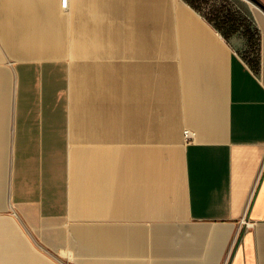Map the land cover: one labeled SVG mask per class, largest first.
Returning a JSON list of instances; mask_svg holds the SVG:
<instances>
[{"label": "crops", "instance_id": "crops-1", "mask_svg": "<svg viewBox=\"0 0 264 264\" xmlns=\"http://www.w3.org/2000/svg\"><path fill=\"white\" fill-rule=\"evenodd\" d=\"M62 1L0 0V264H264V9L252 61L187 0Z\"/></svg>", "mask_w": 264, "mask_h": 264}, {"label": "trees", "instance_id": "trees-1", "mask_svg": "<svg viewBox=\"0 0 264 264\" xmlns=\"http://www.w3.org/2000/svg\"><path fill=\"white\" fill-rule=\"evenodd\" d=\"M194 7L202 11L208 19L226 36L234 34L236 32H241L245 34L248 38L249 51L251 52L250 59L252 61L258 60V53L260 48L258 32L256 27H254L251 20L245 19L246 17L242 15L239 9L234 8L232 4L223 3L217 5L215 0H187ZM258 4L264 6L260 0H254ZM208 8L209 11L206 12L205 9ZM248 18V17H247Z\"/></svg>", "mask_w": 264, "mask_h": 264}, {"label": "rangeland", "instance_id": "rangeland-1", "mask_svg": "<svg viewBox=\"0 0 264 264\" xmlns=\"http://www.w3.org/2000/svg\"><path fill=\"white\" fill-rule=\"evenodd\" d=\"M215 1H217V5H220V4H223V3H229V4H232L233 5V7L234 8H237V9H239L240 10V12L242 13V15H246L245 14V12H246V10H245V7H244V5L243 4H241L240 3V0H215ZM253 3H255V4H258V3H256L255 1H253V0H251ZM262 3H264V0H260ZM205 11L206 12H208L209 11V9L208 8H206L205 9ZM247 16V15H246ZM245 16V17H246ZM245 19H249V18H245ZM250 20V19H249Z\"/></svg>", "mask_w": 264, "mask_h": 264}, {"label": "built area", "instance_id": "built-area-1", "mask_svg": "<svg viewBox=\"0 0 264 264\" xmlns=\"http://www.w3.org/2000/svg\"><path fill=\"white\" fill-rule=\"evenodd\" d=\"M67 1H68V0H63V1H62V5H63L64 7L67 6ZM185 133H186V135H190V134H191V131H190L189 129H185Z\"/></svg>", "mask_w": 264, "mask_h": 264}, {"label": "water", "instance_id": "water-1", "mask_svg": "<svg viewBox=\"0 0 264 264\" xmlns=\"http://www.w3.org/2000/svg\"><path fill=\"white\" fill-rule=\"evenodd\" d=\"M254 1V0H253ZM256 2V1H255ZM257 3V2H256ZM257 5H259V6H261L263 9H264V6H262V5H260V4H257Z\"/></svg>", "mask_w": 264, "mask_h": 264}]
</instances>
